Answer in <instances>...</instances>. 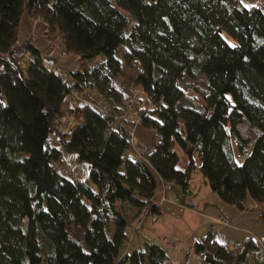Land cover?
I'll return each instance as SVG.
<instances>
[{"label": "trees", "instance_id": "obj_1", "mask_svg": "<svg viewBox=\"0 0 264 264\" xmlns=\"http://www.w3.org/2000/svg\"><path fill=\"white\" fill-rule=\"evenodd\" d=\"M24 11L42 18L45 34L56 33L81 68L61 75L52 67L56 59L42 57L31 37L18 41ZM122 44L124 59L139 62L133 84L143 92L135 103L140 125L153 131L154 152L147 159L125 155L131 143L118 122L124 90L116 86ZM19 46L30 53L25 66L16 56ZM0 53L10 56L0 59V264H167L168 253L158 242L129 250L128 228L144 208L160 213L153 199L161 179L180 185L184 198L189 195L196 167L223 200L242 209L253 200L264 202L260 4L0 0ZM101 53L105 59L85 62ZM185 74L206 75L202 108L181 103L190 86L182 84ZM72 87L97 91L105 100L97 104L106 112L75 102ZM68 96L74 103L66 106ZM69 112L82 122L62 131L59 122ZM241 122L258 131L243 159L239 153L249 139L238 129ZM52 132L58 146L49 143ZM178 148L188 156L185 169L177 167ZM66 153L88 164L85 180L58 170ZM260 216L264 222V205ZM227 242L209 231L192 249L211 264H239L258 246L249 236L235 254L226 250Z\"/></svg>", "mask_w": 264, "mask_h": 264}, {"label": "rangeland", "instance_id": "obj_2", "mask_svg": "<svg viewBox=\"0 0 264 264\" xmlns=\"http://www.w3.org/2000/svg\"><path fill=\"white\" fill-rule=\"evenodd\" d=\"M124 14H126L128 17H131V12L127 10L126 8L120 7ZM133 23V22H132ZM46 25L42 18L39 16L35 17L28 11H24L19 25V35H18V41H22L25 38L31 37L34 42L38 46H41L42 51L44 54L47 55V57H50V55H53L60 67H62L65 71H69L70 69H77L81 68L82 64L81 61H77V55L73 52H68L66 54H62L61 52L65 50L64 45L61 43L59 36L56 33L51 34L50 36L45 34ZM228 39H230L229 36L226 35ZM50 40L53 41L54 45H50ZM127 49L126 44H122L119 46V48L116 51V55L121 59L122 61V70L121 73L116 78V86L118 88H121L122 90L127 89L129 85H131L135 79V76L139 70V62L135 59H132L130 61H127L124 59V51ZM29 52L26 51L24 46H19L16 50V56L19 58L20 63L25 66L29 59ZM105 59V54L101 53L98 56L94 57L93 59H88L85 62L92 64L95 61H101ZM188 84L192 86L191 89H186L185 96L183 97L181 103L182 104H189L193 105L197 108L203 107L204 102V94L207 91V77L205 74H200L196 77H191L187 74L184 75L182 84ZM82 96L90 100L92 103H105L104 98L94 89H88L86 91L82 92ZM128 99V94L124 93V101ZM101 100V101H100ZM74 103V100L71 99L70 96H68L65 100V105L68 106L69 104ZM82 121L79 120L77 117L73 116L71 112L69 114L62 118L59 122V128L62 131H70L72 128H74L77 124L81 123ZM143 129V134H140V130ZM257 130L254 129L251 131L252 136H255L257 134ZM153 131L150 128H147L145 126L138 125L136 127V136L142 138L145 140L146 143H150L152 141V134ZM50 145L58 146L57 143V135L55 132H52L50 134L49 139ZM131 148H129L125 155L131 154ZM66 160L60 163L58 166V170L62 173L66 174L70 177H75L79 180H85L88 177L89 173V166L84 161H78L75 158V155L73 153H66ZM216 196H220L218 193H216ZM223 200V199H222ZM223 205L226 206V214L231 219L230 224H223L219 221L213 222L212 227L214 231H218L220 235H223V237H226L230 241L235 240H245L246 236L244 231H241L245 229V227H252V231H254V235L256 236V240L259 241L261 237V233L263 234L264 231V222L262 217L260 216V208L264 205V202L260 201H251L250 206L248 208H240L238 205L232 202H228L226 200L222 201ZM215 210L219 212L220 210L215 207ZM236 212H240L242 214V217L240 220H237L239 215H236ZM219 214H216L218 216ZM238 237L235 236L234 233L238 232ZM74 235L79 237L80 233L79 230L74 232ZM227 240V241H229ZM131 245V238L129 241L128 248L132 249ZM206 262V261H204ZM41 264H48L46 260L42 261ZM181 264H186V262H181ZM205 264H211V263H205Z\"/></svg>", "mask_w": 264, "mask_h": 264}, {"label": "crops", "instance_id": "obj_3", "mask_svg": "<svg viewBox=\"0 0 264 264\" xmlns=\"http://www.w3.org/2000/svg\"><path fill=\"white\" fill-rule=\"evenodd\" d=\"M244 5L260 4L264 9V0H241ZM35 45L36 42L32 39ZM38 46V45H37ZM41 50V46H38ZM50 55L49 58H53ZM101 101V100H100ZM102 103V102H99ZM144 130H140V134H143ZM179 161L177 167L180 169H185L188 165V156L185 152L178 148ZM197 164L200 160L196 157ZM191 190L189 195L185 198L183 197V192L181 186L172 182L170 188L165 192L166 199L159 204L160 216L158 221L147 224L136 231H134L133 225L135 220L131 223L128 228V235L131 238L132 249H143L146 242H158L160 243L168 252L167 264H181V262H188L191 264H205L208 263L204 258L196 254L192 249V244L195 239L203 238L206 233L213 231L215 237L221 241L225 242L229 239L220 235L218 231H214L212 227L211 218L217 217L216 214H226V206L222 203V198L216 196L215 192L211 189L207 180L204 178L202 173L196 167L192 173L191 178ZM163 188L160 185L156 191L153 201L158 202L162 195ZM193 193V196L191 194ZM251 203V202H250ZM215 207L220 211L217 212ZM240 220L242 214L236 212ZM252 227H245L241 230L245 233V240L239 241L245 243L249 236L254 237V231ZM240 229L238 232L234 233L238 237ZM261 233L260 240L257 241V247L249 252L246 259L239 264H264V245L262 243ZM163 237H172L181 240V244L178 246L166 247L162 243ZM240 250H236L234 253H238ZM206 261V262H204Z\"/></svg>", "mask_w": 264, "mask_h": 264}, {"label": "built area", "instance_id": "obj_4", "mask_svg": "<svg viewBox=\"0 0 264 264\" xmlns=\"http://www.w3.org/2000/svg\"><path fill=\"white\" fill-rule=\"evenodd\" d=\"M50 45H54L53 41L50 40ZM63 55L67 53V50H63L61 52ZM41 56L44 58H47V55L44 54V52H41ZM52 67L57 70V72L61 75L65 74V70L60 67L58 62L55 60V62L52 64ZM192 86H189L188 89H191ZM124 90V89H123ZM82 92L76 87H72L71 89V94L73 98L75 99V102L77 101H82V102H90L87 98L82 96ZM143 89L141 86L134 85L133 83L127 87V89L124 90L125 94H128V99L124 101L123 103V109L121 115H118V122L122 125H124L127 129L128 132V137L130 139L131 143V154L130 156H133L135 158H143L147 159L148 156L152 155L154 152V146H153V141H151L149 144L145 142L142 138L136 136V127L140 125L141 123V115L139 113V110L137 109L136 103H135V98L137 97L138 93H142ZM97 106L98 110L100 112H106L105 108L97 103H93ZM149 107V105H148ZM72 114V113H71ZM73 115V114H72ZM238 129L241 133V135L245 138L249 139L248 146L247 148H244L240 153H239V158L243 159L247 156L249 149L253 146L255 143V140L252 137V134L250 132L249 126L246 122H241L238 124ZM153 139V138H152ZM172 185L171 182L165 181L161 179V186L163 188L162 195L160 197V200L157 202V205H159L162 201H164L166 197V190L170 188ZM160 216V213H153L149 208H144L142 212L139 214V216L136 218V221L133 225L134 230H137L147 224L154 223L158 221ZM219 221L223 224H230L231 219L225 215V214H220L215 218H211V222H216ZM162 243L166 245L167 248L170 246H178L181 244V240L172 238V237H163L162 238ZM243 246V243L239 240L235 241H228L225 244V248L227 251L235 252L236 250H239ZM168 253V252H167ZM169 256V255H168ZM169 258L166 259V261ZM186 264H191L186 262Z\"/></svg>", "mask_w": 264, "mask_h": 264}, {"label": "water", "instance_id": "obj_5", "mask_svg": "<svg viewBox=\"0 0 264 264\" xmlns=\"http://www.w3.org/2000/svg\"><path fill=\"white\" fill-rule=\"evenodd\" d=\"M0 59L10 61V56L0 53Z\"/></svg>", "mask_w": 264, "mask_h": 264}]
</instances>
